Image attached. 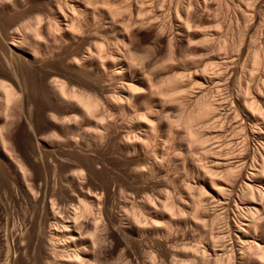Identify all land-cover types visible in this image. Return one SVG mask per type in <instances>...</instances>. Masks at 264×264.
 Wrapping results in <instances>:
<instances>
[{
    "label": "bare ground",
    "instance_id": "1",
    "mask_svg": "<svg viewBox=\"0 0 264 264\" xmlns=\"http://www.w3.org/2000/svg\"><path fill=\"white\" fill-rule=\"evenodd\" d=\"M0 35V162L26 200L0 179L1 264H264V0H47Z\"/></svg>",
    "mask_w": 264,
    "mask_h": 264
},
{
    "label": "rangeland",
    "instance_id": "2",
    "mask_svg": "<svg viewBox=\"0 0 264 264\" xmlns=\"http://www.w3.org/2000/svg\"><path fill=\"white\" fill-rule=\"evenodd\" d=\"M47 10V0H36V2L35 3H33V4H31L29 7L27 6V7H25V9H22L21 11H18V12H10V13H8V12H3V13H1L0 12V30H3V31H5V32H10V31H12V29H14L15 27H18L20 24H22L23 22H25L26 20H28V18H30V17H33L34 16V14L36 13V12H38V11H46ZM230 13V14H229ZM228 14L229 15H224V17L223 18H225L224 20L226 21V22H228V23H230V22H234V19L233 18H231V16L232 17H234L233 16V13H232V11H230ZM211 15V14H210ZM210 17H212V16H210ZM230 18L232 19V21H230ZM230 21V22H229ZM2 37V35H0V38ZM138 40H140V41H138V43H140V45H141V47H147V46H151L152 44H153V36H152V34H151V32H147V31H143L142 33H141V35H140V37H139V39ZM166 43H165V39L163 40V43H162V47H161V49L164 51V48L166 49V46L164 47V45H165ZM69 47H70V50H74L75 49V45H73V44H67ZM199 46H203V44H198ZM204 46H206V45H204ZM220 51V53L219 54H224L225 52H223L224 50H219ZM218 51V52H219ZM234 52H236V51H234ZM233 52V55H235L236 53H234ZM222 54V55H223ZM34 69V67H33V65H30V64H27V63H25V62H22V64H21V66H20V73H21V76L24 78V79H26L27 80V82H29V81H31L32 80V78H33V70ZM74 70H76V71H80L81 69H69V70H66V72H65V74L67 75V76H69V73H70V71H74ZM44 72L46 71V72H53L54 70H52V69H44L43 70ZM41 77L43 76L42 74H39ZM0 79H2V80H8V76L6 75V74H4V73H2L1 75H0ZM31 96V99L34 101V103H35V99L36 100H38V95H30ZM46 104V102H43V105H45ZM43 112L45 113L46 112V109H43ZM40 128H41V130L45 133V134H51L52 133V128L47 124V123H45V122H42L41 123V125H40ZM29 132L28 131H23V136H25L26 134H28ZM250 141V148H257L258 147V145H257V142L256 141H252V140H249ZM30 142H32V140L30 141ZM255 142V143H254ZM256 144V145H255ZM253 148V149H254ZM23 152H25V155H27V156H29V158L31 159V160H33L32 159V157L28 154V152H26L25 150H24V148H23ZM67 153V150H66V148H63V147H58L57 149H56V151H55V155H57V156H62V155H64V154H66ZM109 160H111L113 163H114V165L112 166V170L114 171V172H117L119 169H121V170H124L125 168H126V164H125V162L120 158V157H118V156H116V155H112V156H108L107 157ZM38 162H39V160H38ZM168 164H166V168L169 170V173L171 174V175H173V176H177V177H179V176H181V174L183 173V170L182 169H178V168H176L175 167V165H174V163L172 162V161H168L167 162ZM173 163V164H172ZM35 164H37V163H35ZM174 168V169H173ZM176 168V169H175ZM181 172V173H180ZM180 173V174H179ZM0 179H3V181L5 182V184L7 185V187L9 188V189H11V191L15 194V196L17 195L18 197H19V199L21 200V203H22V206L20 207V206H18L16 209H18V210H22V209H24L25 208V206H26V200H23L22 198H21V189H20V186H19V183H18V181L16 180V178H14L13 176H12V174L10 173V172H8L7 170H6V168L3 166V164L0 162ZM109 205H108V211H109V213H114V208H113V204H114V197L113 196H110L109 198ZM4 203L5 204H7V206H9V208L10 209H12V205L10 204V201L8 200V199H6V200H4ZM230 212V211H229ZM228 212V214H230V216L228 215V218L227 219H229L228 221H231V220H233L234 219V217H235V214H234V212L231 210V212L229 213ZM233 213V214H232ZM2 213L0 212V217L2 218H4V216L3 215H1ZM234 215V216H233ZM231 218V219H230ZM233 218V219H232ZM2 225L0 224V230H4V227L2 226ZM219 226H221V227H223V224H221V225H219ZM219 226H217V229H218V227ZM220 227V228H221ZM3 228V229H2ZM11 229V228H10ZM218 231V230H217ZM2 232V231H1ZM0 232V233H1ZM184 234V231H179L178 232V234H179V236H182L181 234ZM121 233L119 232V234H118V236L119 237H121V235H120ZM230 237V238H229ZM230 239H232V236H231V234L228 236V240H227V243H228V245L229 244H231L232 242H230L231 240ZM229 241V242H228ZM233 241V240H232ZM0 243H1V245H0V250H3V252L2 251H0V252H2V254L0 255V256H2V255H5V251H6V247L4 246V243L3 242H1L0 241ZM3 243V244H2ZM2 246H4V247H2ZM143 246L144 245H142V243H137L136 244V246H135V248H133V247H131L130 248V251L131 252H134V251H140V249L141 248H143ZM111 247L113 248V247H115V244H112L111 245ZM5 248V249H4ZM121 249V247H119L117 250H116V252H115V257H114V259L116 260V258L118 259V257H120V255H122L123 253V251H121L120 250ZM5 250V251H4ZM17 256V257H16ZM20 256V253H17V255H15V258L14 259H18V257ZM122 257V256H121ZM2 263V261H0V264Z\"/></svg>",
    "mask_w": 264,
    "mask_h": 264
}]
</instances>
